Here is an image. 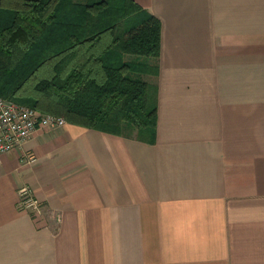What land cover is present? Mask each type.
<instances>
[{
	"label": "crops",
	"instance_id": "obj_1",
	"mask_svg": "<svg viewBox=\"0 0 264 264\" xmlns=\"http://www.w3.org/2000/svg\"><path fill=\"white\" fill-rule=\"evenodd\" d=\"M132 1L155 142L66 122L0 154V264H264V0Z\"/></svg>",
	"mask_w": 264,
	"mask_h": 264
},
{
	"label": "trees",
	"instance_id": "obj_2",
	"mask_svg": "<svg viewBox=\"0 0 264 264\" xmlns=\"http://www.w3.org/2000/svg\"><path fill=\"white\" fill-rule=\"evenodd\" d=\"M160 22L132 0H0V97L154 143Z\"/></svg>",
	"mask_w": 264,
	"mask_h": 264
},
{
	"label": "built area",
	"instance_id": "obj_3",
	"mask_svg": "<svg viewBox=\"0 0 264 264\" xmlns=\"http://www.w3.org/2000/svg\"><path fill=\"white\" fill-rule=\"evenodd\" d=\"M66 121L59 116L43 114L39 111L0 97V154L20 148L37 129H56ZM25 163L35 162V157L27 155ZM19 207L30 215L41 213L42 205L28 186L19 190Z\"/></svg>",
	"mask_w": 264,
	"mask_h": 264
},
{
	"label": "rangeland",
	"instance_id": "obj_4",
	"mask_svg": "<svg viewBox=\"0 0 264 264\" xmlns=\"http://www.w3.org/2000/svg\"><path fill=\"white\" fill-rule=\"evenodd\" d=\"M62 117V116H61ZM64 119V118H63ZM65 120V119H64ZM66 121V120H65Z\"/></svg>",
	"mask_w": 264,
	"mask_h": 264
}]
</instances>
